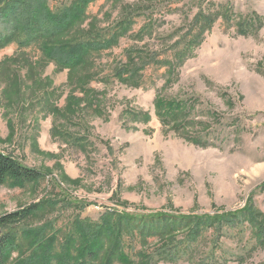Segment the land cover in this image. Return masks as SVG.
Returning a JSON list of instances; mask_svg holds the SVG:
<instances>
[{"label":"rangeland","instance_id":"1","mask_svg":"<svg viewBox=\"0 0 264 264\" xmlns=\"http://www.w3.org/2000/svg\"><path fill=\"white\" fill-rule=\"evenodd\" d=\"M70 1L49 5L56 9ZM138 1L96 0L88 13L107 27L122 5ZM220 4L232 19L215 22L170 84L166 68L157 66L146 68L139 87L113 76L127 48L163 49L167 34L199 6ZM179 6L174 14L162 10L163 24L153 37H124L72 74L35 44L11 42L0 49V151L45 173L34 183L0 184V214L46 197L59 202L52 216L58 226L77 214L98 220L107 209L198 215L252 209L256 223L246 213L220 239L213 230L204 233L197 258L213 249L218 236V264H264V0H186ZM252 14L261 23L241 34L238 23ZM88 71L102 78L90 83V91L81 88ZM159 91L191 102L189 125L177 129L160 121ZM72 201L80 204L68 205Z\"/></svg>","mask_w":264,"mask_h":264},{"label":"trees","instance_id":"2","mask_svg":"<svg viewBox=\"0 0 264 264\" xmlns=\"http://www.w3.org/2000/svg\"><path fill=\"white\" fill-rule=\"evenodd\" d=\"M95 1L72 0L52 9L49 0H0V49L11 42L20 47L35 44L59 70L72 74L88 66L95 54L118 45L124 37L137 40L153 37L162 27V10L178 13L183 9L180 3L186 0L126 3L121 6L119 18L107 27H99L97 17L88 13ZM231 16L223 4L215 8L199 6L191 19L186 15L188 21L167 34L169 42L165 48H127L126 60L114 68L113 76L123 84L139 87L146 68L157 66L166 68L169 77L165 85L170 84L185 61L195 55L215 22L218 19L230 21ZM139 19L143 23L134 30ZM260 23V18L252 14L244 17L238 27L240 33L246 35ZM97 78L94 72L88 71L81 88L92 90L90 83ZM155 108L163 124L177 129L190 124L192 104L189 100L168 99L159 91ZM143 119L148 120L149 114L144 113ZM44 177L43 171L0 151V184L34 183ZM78 204V201L68 203ZM58 207V201L46 197L0 214V264H157L180 260L218 264L220 261L214 257L213 249L219 244L223 229L241 225L246 213L252 222L256 220L252 209L214 215L140 214L107 209L98 220L77 214L66 225L58 226L52 217ZM211 230L218 232L219 239L216 237L213 249L198 259L200 239Z\"/></svg>","mask_w":264,"mask_h":264}]
</instances>
